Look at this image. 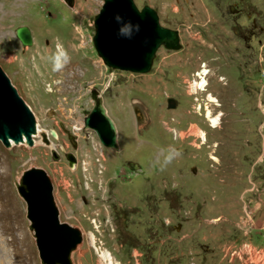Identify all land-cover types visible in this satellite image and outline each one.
Segmentation results:
<instances>
[{
    "label": "rangeland",
    "instance_id": "374dc122",
    "mask_svg": "<svg viewBox=\"0 0 264 264\" xmlns=\"http://www.w3.org/2000/svg\"><path fill=\"white\" fill-rule=\"evenodd\" d=\"M134 1L140 9L155 8L182 44L160 47L144 74L112 69L98 54L94 21L104 0H76L74 8L63 0H0V64L50 140L40 134L32 147L0 140L33 264L42 261L18 191L30 167L52 178L60 219L86 231L74 264H104L103 252L113 264H264V0ZM21 25L31 28L32 46L18 39ZM78 27L86 45L75 52L69 45L80 46ZM59 44L66 58L72 54L83 65L78 76L54 69ZM37 48L42 51L35 54ZM38 55L47 58L43 65L34 60ZM203 64L221 106L208 90L188 93ZM95 90L116 122L119 150L84 126ZM170 97L177 100L174 109ZM207 105L223 111L218 127L206 117ZM194 126L205 130L207 141L190 133ZM91 230L96 246L88 240Z\"/></svg>",
    "mask_w": 264,
    "mask_h": 264
},
{
    "label": "water",
    "instance_id": "95a60500",
    "mask_svg": "<svg viewBox=\"0 0 264 264\" xmlns=\"http://www.w3.org/2000/svg\"><path fill=\"white\" fill-rule=\"evenodd\" d=\"M63 1L71 8L76 5V0ZM94 23L95 48L104 63L115 70L147 73L152 70L160 47L182 48L179 31L163 26L155 8L146 4L140 9L134 0H104ZM16 35L24 47L34 44L28 25L19 26ZM176 106L177 100L170 97L168 108ZM84 126L94 129L104 146L120 149L116 122L100 95L95 97L92 109L85 116ZM51 133L58 137L56 130L52 129ZM40 134L49 143L32 107L0 64V140L6 147L12 144L32 147ZM67 157L74 166L75 156L67 153ZM18 191L27 203V217L42 264H74L72 254L83 243L84 235L79 227L60 219L49 173L44 168L30 167L23 172Z\"/></svg>",
    "mask_w": 264,
    "mask_h": 264
},
{
    "label": "bare ground",
    "instance_id": "6f19581e",
    "mask_svg": "<svg viewBox=\"0 0 264 264\" xmlns=\"http://www.w3.org/2000/svg\"><path fill=\"white\" fill-rule=\"evenodd\" d=\"M88 6V5H87ZM83 8V7H82ZM86 8V7H85ZM89 8V7H88ZM73 15V14H72ZM78 17V16H77ZM52 19V18H51ZM48 21V20H47ZM46 21V23H47ZM61 30V29H60ZM76 30V29H75ZM52 31V29L50 30ZM80 32V28H77V36L75 37V40H80L79 44L80 46L77 47V44H70V50H73L75 52H79L81 48H83L84 45H86V40L83 37L78 36V33ZM47 33V32H46ZM53 34V32H52ZM64 34V33H63ZM59 37V36H58ZM61 38V37H60ZM59 39V38H58ZM67 40V39H66ZM63 42V41H62ZM66 42V41H65ZM73 42V40H72ZM192 42V41H191ZM64 43V42H63ZM68 43V41H67ZM63 45V44H62ZM61 44H59L58 46V50L59 51H64L65 49H63V46ZM190 45V44H189ZM192 45V44H191ZM66 47V48H69ZM90 48V47H89ZM38 49V48H37ZM52 49V48H51ZM41 49H38L35 51V54H37ZM69 50V49H68ZM67 50V51H68ZM83 50V49H82ZM42 51V50H41ZM66 51V52H67ZM72 51V52H73ZM83 52V51H82ZM72 55V54H71ZM69 55L66 59H62L61 60V64L62 67H60L59 69L61 70V74L63 76H67V77H76L78 76L80 70H81V66L80 63H78L77 60L73 59L72 56ZM67 56V55H66ZM78 57V56H77ZM28 60V59H27ZM34 60L38 63H41L43 65V62L47 61V58L43 57L42 55H38V57H35ZM50 60V59H49ZM90 60V59H89ZM180 60V59H179ZM100 61V60H99ZM177 61V59H176ZM49 62V61H48ZM86 62V61H85ZM90 62V61H88ZM168 62V61H167ZM172 62V61H171ZM52 63V62H50ZM87 63V62H86ZM85 63V64H86ZM97 63V61H96ZM166 63V62H165ZM170 63V62H169ZM32 64V63H31ZM92 64V63H91ZM164 64V63H163ZM171 64V63H170ZM176 64V63H175ZM172 65H174L172 63ZM180 65V63H179ZM31 66V65H30ZM84 66H88L87 64ZM99 66V65H98ZM167 66V65H166ZM181 66V65H180ZM179 66V67H180ZM37 67V66H36ZM92 67V66H91ZM178 67V65H177ZM174 67V68H177ZM32 68V67H31ZM39 68V67H38ZM89 68V67H88ZM97 68V67H96ZM173 68V71H174ZM90 69V68H89ZM98 70V69H97ZM159 71V70H158ZM34 72V70H33ZM54 72V71H53ZM160 72V71H159ZM184 72V71H183ZM55 73V72H54ZM58 73V72H57ZM100 73V72H98ZM102 73V72H101ZM162 73V72H161ZM164 73V72H163ZM175 73V72H174ZM156 74V73H155ZM160 74V73H159ZM176 74V73H175ZM180 74V73H179ZM209 74H210V70L208 69V65L207 64H203L200 68H198V71L195 72V76L196 79L194 81H190L189 83V91L188 93H198L199 90L201 91H207L209 92V100L211 101H215L217 106H221V102L220 100L217 98V96L215 95V93H213V91L208 89V86L211 85L210 81H209ZM35 75V74H34ZM54 75V74H53ZM101 75V74H99ZM187 75V74H186ZM185 75V76H186ZM38 76V75H37ZM42 76V75H41ZM56 76V75H55ZM156 75H154L155 77ZM44 77V76H43ZM100 77V76H99ZM153 78V77H152ZM158 78V77H157ZM161 78V77H160ZM176 78V77H175ZM178 78V77H177ZM184 78V77H182ZM221 79H223V76L220 77ZM66 79V77H65ZM72 79V78H71ZM181 79V78H180ZM145 80V79H144ZM149 80V78L147 79ZM152 80V79H151ZM175 80V79H174ZM146 81V80H145ZM184 82V81H183ZM142 83V82H141ZM157 83V82H156ZM175 83V82H174ZM177 83V82H176ZM175 83V84H176ZM182 83V82H181ZM132 84H134L132 82ZM150 84V82H149ZM172 84V83H171ZM128 85V84H127ZM135 85V84H134ZM139 85V83H138ZM161 85V83H160ZM170 85V84H169ZM180 86V84H178ZM137 86V85H135ZM134 86V87H135ZM145 86V85H144ZM147 86V85H146ZM175 86V85H174ZM173 86V87H174ZM183 86V85H182ZM123 87V86H122ZM129 87V86H128ZM139 87V86H138ZM149 87V85H148ZM156 87V85H155ZM127 88V87H126ZM131 88V87H130ZM143 88V87H142ZM145 89L147 87H144ZM172 88V87H171ZM170 88V90H171ZM179 88V87H177ZM140 89V88H139ZM149 89V88H148ZM147 89V91H149ZM125 90V89H124ZM141 90V89H140ZM143 90V89H142ZM177 90V89H176ZM179 90V89H178ZM181 90V89H180ZM184 90V89H183ZM181 90V92L183 91ZM226 90V89H225ZM144 91V90H143ZM152 91V90H151ZM123 92V91H122ZM126 92V90H125ZM130 92V90H129ZM134 92V91H132ZM154 92V91H153ZM152 92V93H153ZM177 92V91H176ZM150 93V92H149ZM157 93V92H156ZM187 93V92H185ZM130 94V93H129ZM120 95V93H119ZM123 95V94H122ZM132 95V93H131ZM121 96V95H120ZM128 97V95H127ZM131 97V96H130ZM188 97V96H187ZM220 97V96H219ZM120 98V97H119ZM124 98V97H122ZM129 99V97H128ZM221 99V98H220ZM123 100V99H122ZM222 100V99H221ZM124 102L126 103V101L124 100ZM135 102H139L137 99L135 100ZM144 102V101H143ZM128 104V102H127ZM212 104V103H210ZM214 104V103H213ZM208 106V105H207ZM216 106V107H217ZM129 107V105H128ZM220 108V107H218ZM207 114L206 117L208 118V120L210 121L211 125L213 127H218L221 122L222 119L224 118V113L222 110H220V112L218 114L214 113V109H211L209 106L207 107ZM226 116V114H225ZM225 121V120H224ZM40 126V125H39ZM76 128V127H75ZM79 129V128H78ZM42 130V129H41ZM190 133L195 134V135H199L202 139H204L207 141L206 139V132L204 129H201L197 126H194L191 128ZM183 135V134H182ZM38 137V136H37ZM36 137V138H37ZM37 143V142H36ZM54 146V145H53ZM89 156V155H88ZM91 156V155H90ZM211 158L214 160L219 159V156L216 153H212L211 154ZM12 160H14L12 158ZM11 160H9V158L4 157L2 151L0 150V264H33V256L32 253L29 251L28 248V243L29 239L28 235L26 234V232H23V228L21 226V224L18 221L17 218V214H16V210H17V205H16V200L13 198V192H12V180H13V171L11 168L7 167V164L10 162ZM87 165V164H86ZM10 167V166H9ZM78 178V177H77ZM81 181V180H80ZM25 225V224H24ZM21 229V230H20ZM83 233L85 234V229L82 228ZM6 234H10L11 238L7 239L6 238ZM88 240L90 241L91 245H95L97 244V236L96 233L94 231H90L88 232ZM10 246V248H9ZM24 247H26L24 249ZM108 251V250H107ZM102 255V261L103 263L106 262L108 264H113V258L111 256V253L108 252H103L101 253ZM110 254V255H109ZM10 258L12 259V261L10 260ZM104 263V264H106Z\"/></svg>",
    "mask_w": 264,
    "mask_h": 264
},
{
    "label": "clouds",
    "instance_id": "9594fccd",
    "mask_svg": "<svg viewBox=\"0 0 264 264\" xmlns=\"http://www.w3.org/2000/svg\"><path fill=\"white\" fill-rule=\"evenodd\" d=\"M62 58H66V53L58 50L57 54H55V56L51 58L53 60L54 69H59L60 67H62ZM169 159H171V157H169Z\"/></svg>",
    "mask_w": 264,
    "mask_h": 264
},
{
    "label": "flooded vegetation",
    "instance_id": "af4514ba",
    "mask_svg": "<svg viewBox=\"0 0 264 264\" xmlns=\"http://www.w3.org/2000/svg\"><path fill=\"white\" fill-rule=\"evenodd\" d=\"M254 25H255V23H254ZM150 72H151V71H150ZM147 73H149V72H147ZM143 74H144V73H143ZM93 93H94L95 97H96V96H97V94H98L97 92H93ZM173 109H174V108H173ZM69 136H70V135H69ZM70 137H73V140L75 139V137H74V136H72V135H71ZM70 139H71V138H70ZM71 140H72V139H71ZM75 144H76V143H75Z\"/></svg>",
    "mask_w": 264,
    "mask_h": 264
}]
</instances>
